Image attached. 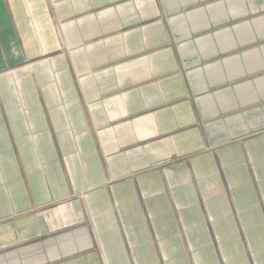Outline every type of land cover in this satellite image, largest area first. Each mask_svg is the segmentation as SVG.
Wrapping results in <instances>:
<instances>
[{
    "label": "crops",
    "instance_id": "obj_1",
    "mask_svg": "<svg viewBox=\"0 0 264 264\" xmlns=\"http://www.w3.org/2000/svg\"><path fill=\"white\" fill-rule=\"evenodd\" d=\"M0 264H264V0H0Z\"/></svg>",
    "mask_w": 264,
    "mask_h": 264
}]
</instances>
